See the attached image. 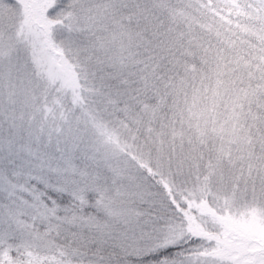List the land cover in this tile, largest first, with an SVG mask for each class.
Instances as JSON below:
<instances>
[{
  "label": "snow or ice",
  "instance_id": "6c2138e0",
  "mask_svg": "<svg viewBox=\"0 0 264 264\" xmlns=\"http://www.w3.org/2000/svg\"><path fill=\"white\" fill-rule=\"evenodd\" d=\"M0 264H264V0H0Z\"/></svg>",
  "mask_w": 264,
  "mask_h": 264
}]
</instances>
